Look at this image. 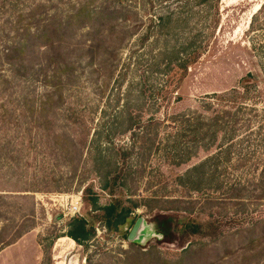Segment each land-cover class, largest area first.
<instances>
[{"label": "rangeland", "instance_id": "rangeland-1", "mask_svg": "<svg viewBox=\"0 0 264 264\" xmlns=\"http://www.w3.org/2000/svg\"><path fill=\"white\" fill-rule=\"evenodd\" d=\"M263 165L264 0H0V264H264Z\"/></svg>", "mask_w": 264, "mask_h": 264}, {"label": "trees", "instance_id": "trees-1", "mask_svg": "<svg viewBox=\"0 0 264 264\" xmlns=\"http://www.w3.org/2000/svg\"><path fill=\"white\" fill-rule=\"evenodd\" d=\"M220 1V0H219ZM82 12H77V14L80 16ZM90 13H87V16L89 17ZM29 29L26 30L24 35H27V38H30L29 35ZM31 44L28 42H21L19 45H15L14 49L11 51L7 50V53L12 54V56L19 55L22 52L19 49H27L28 46ZM7 57V55H5ZM195 56L193 57V59ZM188 60H181L178 61V67L183 70L184 73H186L188 66L190 63L187 62ZM171 61L169 62V64ZM248 80V78H247ZM246 79L241 80V87L246 86L248 84V81ZM247 83V84H246ZM244 88V87H243ZM147 126L155 125L157 124L156 119H149V121L146 123ZM125 158V157H124ZM108 180V179H107ZM119 180L118 175L111 177L108 182H110L109 187H115L117 181ZM253 184H258L260 187H264V165L261 169V172L257 176L256 179L252 180ZM104 214H103V219L105 222V226L108 229H114L118 226H121L124 224V220L126 219V216L129 213V209H127L125 212H122V209H120V203L118 201H114L111 205H108L107 207L103 208ZM76 222V227L74 228V233L70 234L69 236L77 241L78 237L80 238H87L92 232V229L90 228L88 222L84 218H77L75 219ZM165 225L167 228L169 227V223H174L177 225H180V228L177 231V237L180 240V244L182 245L183 243L189 241L190 239L194 237H200V238H212V239H217L221 233L219 232V229L216 225L215 221L212 220H205V222H202L201 220L198 221L196 219H191L190 217H165L164 218ZM158 223L156 224L155 222L149 225L147 229V233L150 234H155L159 236L165 237L161 230L158 227Z\"/></svg>", "mask_w": 264, "mask_h": 264}, {"label": "water", "instance_id": "water-1", "mask_svg": "<svg viewBox=\"0 0 264 264\" xmlns=\"http://www.w3.org/2000/svg\"><path fill=\"white\" fill-rule=\"evenodd\" d=\"M149 227V226H148ZM148 227H147V229H148ZM147 229H146V231H147ZM138 230H139V227H136L135 229H134V232L133 233H137L138 232ZM149 235V234H148ZM150 235H153V234H150Z\"/></svg>", "mask_w": 264, "mask_h": 264}, {"label": "crops", "instance_id": "crops-1", "mask_svg": "<svg viewBox=\"0 0 264 264\" xmlns=\"http://www.w3.org/2000/svg\"><path fill=\"white\" fill-rule=\"evenodd\" d=\"M70 242L72 243V241L70 240Z\"/></svg>", "mask_w": 264, "mask_h": 264}]
</instances>
